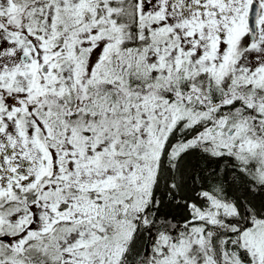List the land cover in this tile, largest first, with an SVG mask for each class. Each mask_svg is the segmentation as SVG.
Here are the masks:
<instances>
[{
  "label": "snow or ice",
  "instance_id": "1",
  "mask_svg": "<svg viewBox=\"0 0 264 264\" xmlns=\"http://www.w3.org/2000/svg\"><path fill=\"white\" fill-rule=\"evenodd\" d=\"M0 264H264V0H0Z\"/></svg>",
  "mask_w": 264,
  "mask_h": 264
}]
</instances>
